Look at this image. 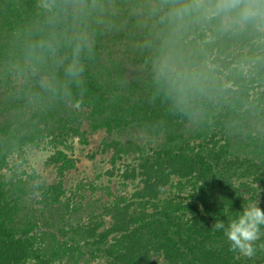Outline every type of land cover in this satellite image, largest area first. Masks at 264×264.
<instances>
[{
    "label": "trees",
    "instance_id": "16d2710c",
    "mask_svg": "<svg viewBox=\"0 0 264 264\" xmlns=\"http://www.w3.org/2000/svg\"><path fill=\"white\" fill-rule=\"evenodd\" d=\"M244 7L261 11L244 21ZM255 86L264 99V0H0V264H264V230L246 257L212 229L253 203L264 209V121L245 109ZM198 94L206 138L188 143L172 121L183 110L194 118ZM85 105L100 118L94 130L154 118L178 143L122 174L139 189L106 208L111 226L96 218L61 230L46 218L43 230L76 162L56 149L48 164L61 180L36 202L34 177L8 178L10 160L50 137L52 115ZM167 188L173 199H162Z\"/></svg>",
    "mask_w": 264,
    "mask_h": 264
},
{
    "label": "rangeland",
    "instance_id": "374dc122",
    "mask_svg": "<svg viewBox=\"0 0 264 264\" xmlns=\"http://www.w3.org/2000/svg\"><path fill=\"white\" fill-rule=\"evenodd\" d=\"M153 64L154 61H149V63H144V66L148 67ZM221 80L224 81L226 87L233 88L231 83H227V77L222 76ZM21 83L22 81H16L11 88L19 86ZM258 88L255 86L250 92L252 100L249 104L252 105L245 109L254 110L255 117L264 121V99H258L260 98L257 95ZM63 90L65 91V89ZM3 91L4 88H0V93ZM18 92H20V88H18ZM233 96V93L227 95L228 98ZM63 97L59 99L60 101L58 100V103ZM197 106L200 107L197 108ZM194 107L195 110L192 113L194 115L195 111L196 115L193 119L187 110L180 107L183 110L180 113L181 117L172 121L174 125H178L177 127L185 135L188 143L190 140L206 138L202 129H198L202 122L197 117L207 116V99L204 100L203 96L198 94L194 98ZM92 111V108L85 105L74 110V116L68 114L54 117L52 115L45 122L52 126L48 129L54 128L50 137L46 135L45 138H41L38 146L25 147L24 157L11 159V171L5 172L8 174V178L20 175L26 179L29 176L30 179L33 176L31 183L37 185L36 193L33 195L36 198L42 195L43 187L57 184V181L61 180L57 175L56 168L52 164H48V160L54 156L56 149L66 152L71 159L75 160L76 169L67 172L64 179L63 188L66 195L60 197L61 200L57 203H52L53 200H51L45 205L46 214L40 221V227L43 230H45L46 218L61 230L66 228L70 230L76 225L94 223L96 218L105 220L107 227L111 226L112 218L106 214V208H112L117 200L119 201L123 197L130 198L139 189L135 187L138 185V180L124 181L122 174L126 170L130 171L131 168H136L140 162L139 158L144 154H152L153 151L166 148V145L175 140L172 137V132L160 126V121L154 118L147 119V123L140 121L135 125H115L112 121L109 129L107 126H100L102 128L94 130L93 127L100 125L98 123L100 118L94 116ZM71 126H74L75 132H77L75 135L67 129ZM218 138L222 139V136L220 135ZM177 143L178 138L172 144L176 146ZM175 192H177L175 189L167 188L162 199L174 197ZM40 201L36 198V202ZM67 204L70 205L69 211L66 209ZM36 205L38 208L41 206L40 204ZM62 208L67 212L65 220L57 214V211ZM57 219L59 226L56 225ZM60 264L70 263L64 261ZM91 264H104V262L101 259H96L91 261Z\"/></svg>",
    "mask_w": 264,
    "mask_h": 264
},
{
    "label": "clouds",
    "instance_id": "9594fccd",
    "mask_svg": "<svg viewBox=\"0 0 264 264\" xmlns=\"http://www.w3.org/2000/svg\"><path fill=\"white\" fill-rule=\"evenodd\" d=\"M260 11L258 8L244 7L240 10V18L246 21L258 15ZM81 71V66L75 60L67 68L68 75L73 78L78 77ZM212 229L223 233L229 242L230 251L252 257L256 251L255 242L264 230V209L258 206V203H253L239 210L227 224L223 220H216Z\"/></svg>",
    "mask_w": 264,
    "mask_h": 264
}]
</instances>
